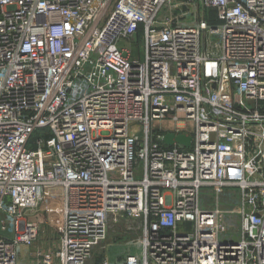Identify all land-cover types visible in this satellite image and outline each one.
I'll return each mask as SVG.
<instances>
[{
    "label": "built area",
    "instance_id": "obj_1",
    "mask_svg": "<svg viewBox=\"0 0 264 264\" xmlns=\"http://www.w3.org/2000/svg\"><path fill=\"white\" fill-rule=\"evenodd\" d=\"M198 1L0 0V264H264V0Z\"/></svg>",
    "mask_w": 264,
    "mask_h": 264
},
{
    "label": "rangeland",
    "instance_id": "obj_2",
    "mask_svg": "<svg viewBox=\"0 0 264 264\" xmlns=\"http://www.w3.org/2000/svg\"><path fill=\"white\" fill-rule=\"evenodd\" d=\"M173 1L174 2L184 1L186 3L188 0H173ZM195 3H196L195 9L199 18L207 19V20L214 19V12L205 9L202 5H200L198 0H195ZM131 42L133 46H137L136 38H133ZM121 44L126 45L125 43H120V45ZM173 126L174 125L171 122L170 118H168L164 123L160 124L159 122H155L152 125L154 129H158L159 127L171 128ZM177 126L179 129L188 130V132H190L192 128V124L189 122L179 123ZM55 192L56 191H54V193ZM26 215H27V220L29 217V221L32 222L37 228L38 240L29 249L27 248L19 249L20 252L19 259L21 263L23 262L28 263L30 261H33V259L35 258L34 252L41 246H43L45 251L51 250L53 248L54 245L53 242L57 237L59 229L62 224V205L60 201L52 200L50 203H47L42 207H38L34 211H31L29 213L27 212ZM4 235L6 237H9L10 233L6 232ZM121 242L122 244H120L121 247L119 248L120 251L118 253H122L123 251H125V249H128L133 241L131 237L123 236ZM25 257L26 260H24Z\"/></svg>",
    "mask_w": 264,
    "mask_h": 264
},
{
    "label": "water",
    "instance_id": "obj_3",
    "mask_svg": "<svg viewBox=\"0 0 264 264\" xmlns=\"http://www.w3.org/2000/svg\"><path fill=\"white\" fill-rule=\"evenodd\" d=\"M162 143L165 146H173L175 144L180 145L184 148H189L191 145V138L185 134L181 135H173V134H166L162 139Z\"/></svg>",
    "mask_w": 264,
    "mask_h": 264
},
{
    "label": "crops",
    "instance_id": "obj_4",
    "mask_svg": "<svg viewBox=\"0 0 264 264\" xmlns=\"http://www.w3.org/2000/svg\"><path fill=\"white\" fill-rule=\"evenodd\" d=\"M182 4V3H181ZM227 200V199H226ZM235 204V202L234 201H227L226 202V205L228 206V205H234ZM53 246H55V242H53ZM37 250H44V248H43V246H41L40 248H38ZM46 251H48V250H46Z\"/></svg>",
    "mask_w": 264,
    "mask_h": 264
}]
</instances>
